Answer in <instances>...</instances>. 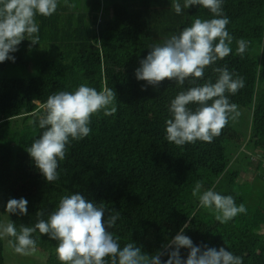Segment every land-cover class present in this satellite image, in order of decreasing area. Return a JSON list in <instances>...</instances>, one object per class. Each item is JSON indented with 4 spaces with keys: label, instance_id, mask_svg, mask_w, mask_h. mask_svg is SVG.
<instances>
[{
    "label": "trees",
    "instance_id": "1",
    "mask_svg": "<svg viewBox=\"0 0 264 264\" xmlns=\"http://www.w3.org/2000/svg\"><path fill=\"white\" fill-rule=\"evenodd\" d=\"M174 2L67 0L76 5L69 8L58 0L53 15H36L39 43L25 38L10 53L15 62H0V223L11 220L18 231L21 224L32 226L38 210L47 218L61 197L79 192L102 205L105 218L120 214L110 231L121 247L136 243L148 254L164 252L161 259L167 260L163 246L187 223L184 234L194 245L224 247L243 257V264H264V0H223L232 52L213 67L227 66L244 78L245 86L229 94L242 114L229 120L211 143L197 140L184 146L166 140L168 106L180 91L195 85L186 80L181 87L165 79L157 89L135 76L151 46L197 17L213 18L208 9L195 5L176 14ZM178 2L183 6L184 0ZM239 39L249 42L243 56L236 53ZM217 77L209 67L196 84ZM81 84L115 91L117 111L94 114L89 136L70 138L65 159L58 161L59 178L50 183L26 149L44 131L39 119L47 98L73 92ZM239 119L245 122L243 130L236 125ZM248 171L254 174L251 180ZM197 181L201 194L213 189L231 195L237 206L245 205L246 214L217 221L214 209L201 207L193 197ZM21 197L28 200V215L6 213L7 201ZM33 238L35 251L44 257H37L36 264H62L57 241L38 231ZM9 239L14 238L0 239V264L6 262ZM188 252L180 249L184 258Z\"/></svg>",
    "mask_w": 264,
    "mask_h": 264
},
{
    "label": "clouds",
    "instance_id": "2",
    "mask_svg": "<svg viewBox=\"0 0 264 264\" xmlns=\"http://www.w3.org/2000/svg\"><path fill=\"white\" fill-rule=\"evenodd\" d=\"M66 5L75 8V4ZM202 6L212 14L211 19L195 18L190 26L178 34L166 38L162 44L150 47L147 55L140 59L135 70L138 81L159 88L165 79L183 86L188 80L195 85L180 91L168 106L170 118L166 120V140L176 146L196 143L197 140L211 143L221 135L229 120L236 121L241 116L239 106L231 103L229 94L235 95L245 86L243 77L229 71L227 66L213 67L217 61L228 56L233 37L226 26L230 23L224 14L223 0H184L174 2L176 14L183 8ZM58 7V0H0V62L11 60L10 55L18 50V45L27 38L32 45L39 43L37 14L49 17ZM218 41V42H217ZM244 39L237 41L236 53L243 56L248 48ZM212 67L218 74L215 82L209 78L203 85L196 84L203 79L206 68ZM146 90V85L141 86ZM116 92L105 88H95L81 84L73 92L59 91L47 98L45 114L39 119L42 135L35 139L26 150L33 158L35 166L46 181L58 180V161L66 157V145L71 140L79 141L91 133V117L103 110L104 115H113L117 108L114 101ZM189 105H196L193 109ZM197 181L192 189L193 197H198L201 207L214 209L215 219L227 223L238 214H246L244 204L236 205L234 197L222 195L213 189L203 191ZM28 200L10 198L5 212L28 215ZM97 206L79 192L60 198L58 207L47 214L38 210L37 222L32 226L20 225L9 220L0 223V239H9L15 253L28 255L35 250L33 233L46 234L58 242L56 255L62 264H243V257L234 255L224 247L219 249L207 245H194L184 234L189 225L185 223L180 231L163 247L167 249V260H162L164 252L152 255L142 251L136 243H126L121 247L110 229L116 226L120 214L109 213ZM189 249L186 258L180 249Z\"/></svg>",
    "mask_w": 264,
    "mask_h": 264
},
{
    "label": "rangeland",
    "instance_id": "3",
    "mask_svg": "<svg viewBox=\"0 0 264 264\" xmlns=\"http://www.w3.org/2000/svg\"><path fill=\"white\" fill-rule=\"evenodd\" d=\"M249 121L250 120H248V124H249ZM236 125H238L237 127L241 130L245 128V122L242 121V119H239ZM255 173H257V171H255ZM253 176L254 174L251 173L250 171L246 173V178H248L249 180H251ZM5 255H6L5 264H36L37 261L35 259L37 257L44 258L39 253H37V251L34 250V252H30V254L26 255V256L31 257V259L29 260L30 262H28L24 258H22L25 255H20L14 252L13 248L11 247V245L8 243L7 240H5Z\"/></svg>",
    "mask_w": 264,
    "mask_h": 264
}]
</instances>
